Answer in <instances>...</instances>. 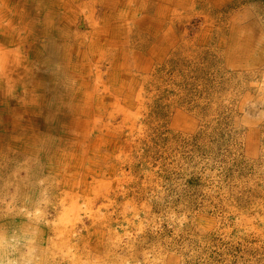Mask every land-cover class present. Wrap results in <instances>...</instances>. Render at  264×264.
<instances>
[{"label":"rangeland","instance_id":"374dc122","mask_svg":"<svg viewBox=\"0 0 264 264\" xmlns=\"http://www.w3.org/2000/svg\"><path fill=\"white\" fill-rule=\"evenodd\" d=\"M37 1L25 2L26 17L51 7ZM83 1L71 0L80 34L90 27ZM130 1L118 45L133 43V55L81 59L86 91L96 75L105 82L94 91L109 97L107 132L79 139L88 147L72 154L66 142L79 133L63 120L36 129L50 145L36 132L35 156L1 142L0 264H264V0ZM145 15L154 31L139 24ZM62 34L52 26L27 40L35 52L21 64L31 84L25 69L14 76L23 88L41 85L20 130L54 95L45 77L63 60ZM66 44L74 57L82 47Z\"/></svg>","mask_w":264,"mask_h":264},{"label":"bare ground","instance_id":"6f19581e","mask_svg":"<svg viewBox=\"0 0 264 264\" xmlns=\"http://www.w3.org/2000/svg\"><path fill=\"white\" fill-rule=\"evenodd\" d=\"M26 1L27 0H0V46H3L4 42L11 45L15 43L19 47L18 51L15 49L12 51L0 50V146L1 142L8 138L6 143L8 146L10 144L15 145V148L18 151L21 150L23 153L27 151L28 154H31V152L35 150V156V153H42L39 152L36 147V144H39V138H42L45 142L43 144L41 143V146L45 150H47L49 147L48 145H50V143L46 144L49 141V138L45 134L38 132L36 129L38 128L41 130L48 127L52 128L55 126L53 123L58 124L59 120H63L67 121L63 122L64 124H71L79 133L78 136L75 133H70L71 135H76L74 143L69 142V140L66 142V145L70 146L71 149H69V152L72 154L74 153V150L72 149L78 147V144L83 147L87 146L84 140L79 139H86L88 135L92 136L94 131H96V134L98 131L101 134L105 133H103V131L107 132V125L102 122V115L109 107L106 106L105 103V100L109 97H104V93H101L103 94L101 99V96L97 95V92H95L96 89L100 87V84L104 85L105 82L96 75L92 78V86L94 89L86 91L85 84L88 82L85 81L86 78L84 76L88 72L84 65L81 64V59L90 60L94 65H97L103 60H110L112 63L118 64V59L122 57L121 55H125L127 59L130 55H133V51L131 50L133 43L130 45L128 41V47L125 50L118 45L119 38L123 36L124 32L130 31V27H127L125 30L123 24L121 26V23L119 22H121V20L123 21L124 18H128L131 14H129V10L126 8L131 1H83L84 5H87V15L89 19L88 25L90 26L88 31L84 30V33L86 32L85 34L83 31L82 34H80L74 30L76 27L75 16L80 10L72 8L71 0H69V5L67 3L68 1H62L57 5L54 0H48L51 7L48 9L45 6L42 7L38 19L31 18L28 15L26 17V12L23 10L25 9L24 4ZM164 1L166 3V0ZM40 3L43 4V0L37 1V4ZM162 9L165 11L164 8ZM30 11H27V14H29ZM147 18L148 15L143 16L140 19L141 21H139V24L141 22L144 27L147 22L148 30L154 31L153 27L156 26L157 23L150 22L152 18L149 20ZM15 23L16 25H14ZM52 26L54 28L60 26L62 33L65 35V37L62 38V43H60L61 46H58L61 53L60 57L63 60L57 65L58 69L55 73L48 74L45 77L47 80H50V90L54 95L49 101H42L45 104H43L36 112L35 115H37V118L34 126L20 130L19 119L26 117L24 116L25 114H28V117L31 118L32 115L29 112H32L33 108H36L35 104L38 103L36 100L39 99L38 92L40 88H35V86L37 84L41 85V83L33 82L30 87L26 86L23 88V86H25V81L21 78V75L18 76V74H16L14 76L16 72L15 70L18 72L19 69H25L27 71L26 78L28 79L26 80V84L31 82V79H29L30 74H28L29 65L27 66L25 63L21 64L22 61H25L26 55L35 52L32 50V44L27 40L33 39V41H35L37 35H44L50 31V27ZM18 27L19 36H22L19 37V40H16V36L13 37V34L15 35V32L13 31ZM123 29L125 31H123ZM137 31L140 34L138 29ZM69 40H74L75 43L82 44L81 50H76V52H78L75 57L71 56L67 51L68 45L66 44V41ZM24 43L28 45L25 51L27 54L24 53ZM21 55L24 56L21 57ZM9 62L10 64L8 65V68H6V63ZM88 64L90 63L87 62V65ZM20 78L21 81H19ZM17 86L22 88V91L18 96L19 98L15 93V87ZM80 86H84V89H80ZM124 88L125 83L121 80L119 86H114L113 90H115L116 95H121ZM110 112L111 113L108 114L109 117L112 116L113 110L111 109ZM24 120L27 121V118ZM36 132L38 133L37 136L39 138L35 136ZM70 134L68 135L70 136ZM96 134L94 136L95 138L92 137V145L94 147L98 145L97 143H99L102 138L100 134ZM8 146L6 149L9 148ZM41 146L39 147L40 149ZM85 152L86 149L84 153ZM1 171L2 170H0V173ZM21 187L20 184H17V187L14 190L15 196H18L19 192V197L21 196L23 192Z\"/></svg>","mask_w":264,"mask_h":264}]
</instances>
